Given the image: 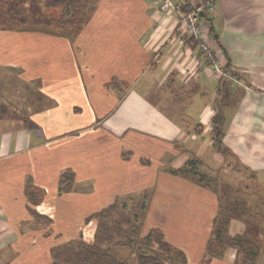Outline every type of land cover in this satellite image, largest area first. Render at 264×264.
Segmentation results:
<instances>
[{
  "label": "crops",
  "instance_id": "obj_1",
  "mask_svg": "<svg viewBox=\"0 0 264 264\" xmlns=\"http://www.w3.org/2000/svg\"><path fill=\"white\" fill-rule=\"evenodd\" d=\"M171 1L209 2L202 27L249 89L225 90L151 0H97L73 37L48 26L0 29V264H50L53 246L91 244L89 217L117 199L146 200L141 233L159 228L186 264H264V232L255 261L235 249L205 258L216 215L233 210L193 173H173L212 158L221 113L228 154L216 150L215 160L236 162L264 194V0ZM28 180L42 193L36 206ZM251 208L259 212L250 224L263 226L264 202ZM244 219L229 220L230 236L245 231Z\"/></svg>",
  "mask_w": 264,
  "mask_h": 264
},
{
  "label": "trees",
  "instance_id": "obj_2",
  "mask_svg": "<svg viewBox=\"0 0 264 264\" xmlns=\"http://www.w3.org/2000/svg\"><path fill=\"white\" fill-rule=\"evenodd\" d=\"M96 1L0 0V29L16 30L21 28L26 23V18L22 15L24 16L25 12L30 14L33 11L36 18L40 19L41 22L45 21L42 23L44 26H48L58 33L59 30L66 29L69 31V35L73 37L90 18ZM200 6L203 8V16H200V20L209 21V2L203 1ZM32 7L35 10H31ZM197 7L191 8L186 5L180 6V9L183 12H188L194 11ZM210 33H213L212 27ZM209 38L211 37L209 36ZM212 38L215 45L222 51L216 35H212ZM187 39V42L195 49L197 47L195 42L190 38ZM228 68V64H225V69ZM220 81L222 87L227 90L228 83L223 79ZM223 122L221 113H217L212 120L213 146L218 152L226 156L228 151L222 145ZM173 173L186 175L190 172L185 168H180L174 170ZM68 174L60 179L61 184L65 185V189H68L73 181V176ZM192 175L199 186L212 187L209 177L196 173ZM25 195L33 206L38 205L42 200V193L29 180L25 184ZM145 201L128 204L122 199H117L107 209L90 216L89 219L97 220L93 242L88 244L77 239L51 247L49 250L50 264H129L119 257L118 252L123 248L131 249L135 255L136 264H186L184 253L169 244L159 228H152L145 236L141 235L142 222L147 209ZM222 211L224 209L221 208L213 221L210 238L205 248V258H218L223 256L227 250L235 249L245 254L248 261H255L260 250V242L257 239L259 233L258 226L250 224V221L258 214H253L250 218L244 219L245 231L241 235L232 237L229 235V220L241 214L234 211L231 213H225V211L223 213ZM29 212L37 217L34 210L29 208ZM110 214H116L122 221H110L106 218V215Z\"/></svg>",
  "mask_w": 264,
  "mask_h": 264
},
{
  "label": "rangeland",
  "instance_id": "obj_3",
  "mask_svg": "<svg viewBox=\"0 0 264 264\" xmlns=\"http://www.w3.org/2000/svg\"><path fill=\"white\" fill-rule=\"evenodd\" d=\"M32 9L35 10L33 7L31 8V10ZM22 17L26 18V23L22 25L21 28H43L44 26V24L42 23H44L45 21L41 22L40 19L36 18L34 16L33 11H31L30 14L29 12H25L24 16L22 15ZM45 19L48 18L45 17ZM216 152V148H214V150L212 151V158L202 160L201 163L196 162L191 169L187 168L186 166L182 168L189 170V174L196 173L197 175H209L208 177L211 180V185L218 192L223 207L227 205L235 213L239 212V214L244 215L246 218H250L253 214H257L259 211L253 210L251 208V203L255 201L256 203H259L260 201L264 202V194H255L252 192L253 189H258L257 183H255V181H253V179L250 177L249 172L245 171V169L240 167L236 162H233L231 159L227 158V160L223 162L216 161L214 158ZM135 201L136 200H134V202ZM246 205H248V207ZM243 207L244 209H242ZM222 212L224 213V211ZM228 212L231 213V211ZM106 218H108L110 221H122L120 217L116 214L106 215ZM257 230L258 233L264 232V225L258 226ZM146 232L141 233V235L145 236L149 231L147 233ZM118 254L121 259L126 260L129 264H136L135 255L131 251V249L123 248L119 250Z\"/></svg>",
  "mask_w": 264,
  "mask_h": 264
},
{
  "label": "built area",
  "instance_id": "obj_4",
  "mask_svg": "<svg viewBox=\"0 0 264 264\" xmlns=\"http://www.w3.org/2000/svg\"><path fill=\"white\" fill-rule=\"evenodd\" d=\"M151 2L159 13L174 16L175 30L183 37L195 42L204 63L218 79L225 80L230 86L249 89L239 76L225 69L224 53L211 43L201 25L199 14L202 13V6H198L194 11L183 12L180 6L171 0H151ZM209 11H212V6H209Z\"/></svg>",
  "mask_w": 264,
  "mask_h": 264
},
{
  "label": "water",
  "instance_id": "obj_5",
  "mask_svg": "<svg viewBox=\"0 0 264 264\" xmlns=\"http://www.w3.org/2000/svg\"><path fill=\"white\" fill-rule=\"evenodd\" d=\"M200 16H203V14H202V13H200Z\"/></svg>",
  "mask_w": 264,
  "mask_h": 264
}]
</instances>
